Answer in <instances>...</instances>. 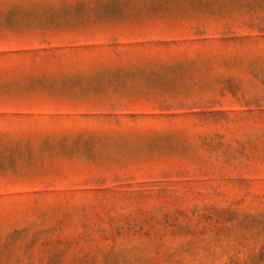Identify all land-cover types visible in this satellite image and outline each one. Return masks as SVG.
<instances>
[{"label":"rangeland","instance_id":"1","mask_svg":"<svg viewBox=\"0 0 264 264\" xmlns=\"http://www.w3.org/2000/svg\"><path fill=\"white\" fill-rule=\"evenodd\" d=\"M0 264H264V0H0Z\"/></svg>","mask_w":264,"mask_h":264}]
</instances>
